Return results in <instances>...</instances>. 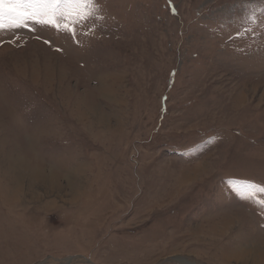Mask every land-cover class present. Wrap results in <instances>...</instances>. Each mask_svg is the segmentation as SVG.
<instances>
[{
	"label": "rangeland",
	"instance_id": "1",
	"mask_svg": "<svg viewBox=\"0 0 264 264\" xmlns=\"http://www.w3.org/2000/svg\"><path fill=\"white\" fill-rule=\"evenodd\" d=\"M95 3L0 29V264H264V0Z\"/></svg>",
	"mask_w": 264,
	"mask_h": 264
},
{
	"label": "snow or ice",
	"instance_id": "2",
	"mask_svg": "<svg viewBox=\"0 0 264 264\" xmlns=\"http://www.w3.org/2000/svg\"><path fill=\"white\" fill-rule=\"evenodd\" d=\"M95 7V0H0V29L35 21L74 32V23L89 15ZM243 187L250 188L249 185ZM259 192H264V187H260ZM247 198L255 199L256 191H249ZM257 202L264 203V200Z\"/></svg>",
	"mask_w": 264,
	"mask_h": 264
},
{
	"label": "bare ground",
	"instance_id": "3",
	"mask_svg": "<svg viewBox=\"0 0 264 264\" xmlns=\"http://www.w3.org/2000/svg\"><path fill=\"white\" fill-rule=\"evenodd\" d=\"M33 169H34V167H33ZM32 170V169H31ZM24 171V170H23ZM38 171H39V169H35V170H32V172L30 173V174H32V175H35V174H37V176H41V174H39L38 173ZM24 174V173H23ZM34 180V179H33ZM20 181H21V179H20ZM237 259H239V258H237ZM189 263V262H188Z\"/></svg>",
	"mask_w": 264,
	"mask_h": 264
}]
</instances>
